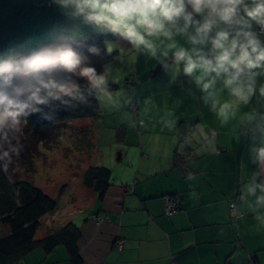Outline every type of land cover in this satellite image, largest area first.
<instances>
[{
	"label": "clouds",
	"instance_id": "9594fccd",
	"mask_svg": "<svg viewBox=\"0 0 264 264\" xmlns=\"http://www.w3.org/2000/svg\"><path fill=\"white\" fill-rule=\"evenodd\" d=\"M49 2L61 22L34 45L0 52V171L7 175L19 161L33 114L57 123L60 108L94 100L99 110L127 118L130 127H145L155 93L138 98V69L155 63L169 86L180 83L182 102L216 122L209 129L183 115L161 117L178 151L195 141V155H219L217 137L209 133L221 130L231 150L245 146L233 198L221 203L229 217L252 214L264 228V0ZM93 36L103 39L97 43ZM162 94L169 100V91ZM186 179L197 176L188 172Z\"/></svg>",
	"mask_w": 264,
	"mask_h": 264
},
{
	"label": "crops",
	"instance_id": "0c3cea01",
	"mask_svg": "<svg viewBox=\"0 0 264 264\" xmlns=\"http://www.w3.org/2000/svg\"><path fill=\"white\" fill-rule=\"evenodd\" d=\"M39 1L49 0H0V52L34 45L61 22L55 6L37 7ZM138 71V98L142 101L155 93L145 127H130L127 118L115 112L100 110L94 119V155L107 149L110 158L90 165L108 167L112 181L122 186V211L106 213L100 208L90 211L89 207L87 215H81L83 208H73H79L81 200L96 197L82 183L79 193L67 203V216L58 224L71 220L78 224L92 213L104 214L114 222L123 248L113 246L100 264H264V228L257 225L252 214L243 220L229 217L221 203L233 198L239 164L246 160L245 146L234 145L231 150L229 138L221 130L219 135L209 133L217 137L219 155H195L200 147L195 141V147L178 151L168 129L159 122L161 117L171 112L170 118L183 115L190 123L203 121L209 129H214L216 122L211 116L200 117L194 104L182 102L180 83L169 86L167 76L155 63H141ZM165 89L171 94L169 100L162 94ZM188 172L197 179L188 181ZM165 195H172L179 204V210L169 216L164 212ZM74 211L78 212L71 218ZM12 264L71 262L66 248L58 245L49 252L37 247Z\"/></svg>",
	"mask_w": 264,
	"mask_h": 264
},
{
	"label": "trees",
	"instance_id": "16d2710c",
	"mask_svg": "<svg viewBox=\"0 0 264 264\" xmlns=\"http://www.w3.org/2000/svg\"><path fill=\"white\" fill-rule=\"evenodd\" d=\"M92 39L99 43L103 37L93 36ZM99 114L97 102L93 100L87 106L60 108L56 113L57 123L33 114L28 117L26 124L42 140L51 130L66 122L95 119ZM81 138L87 147H93L86 132H83ZM29 157L28 148L24 147L19 161L9 169L8 174L0 171V264L17 262L37 247L49 252L58 245L66 248L71 264H100L118 240L117 225L114 222L107 219L96 221L89 217L79 224L72 220L47 224L40 236L37 235L40 233L42 218L57 209L58 202L28 178L12 176L16 167L21 171L31 169ZM82 183L96 194L102 211H122L124 191L121 185L112 181L108 167L89 165L83 172Z\"/></svg>",
	"mask_w": 264,
	"mask_h": 264
},
{
	"label": "rangeland",
	"instance_id": "374dc122",
	"mask_svg": "<svg viewBox=\"0 0 264 264\" xmlns=\"http://www.w3.org/2000/svg\"><path fill=\"white\" fill-rule=\"evenodd\" d=\"M94 128V119H74L51 130L49 135L47 134L40 140V137L34 135L31 128L27 124L25 125L21 143L28 148L31 169L21 171L16 167L12 176L18 179L28 178L46 195L58 202L57 209L42 218L38 236L43 232L45 225L58 224L61 217L67 216V211L70 208L67 203L79 193L78 189L82 187L84 170L90 164H103V160L110 158L107 149H105V153L100 152L101 157L100 153L95 157L93 147L89 148L85 142H82L81 136L83 132H86L87 137L94 143L96 138H94ZM38 145H42L44 151H38ZM104 156L106 158H103ZM36 160H39V163H36ZM68 194H70L69 197ZM92 204L96 206L91 208ZM77 205L79 208L73 209L83 208L80 214L85 216L89 207L90 211L100 208L96 197L81 200ZM77 212H72L71 218H74Z\"/></svg>",
	"mask_w": 264,
	"mask_h": 264
},
{
	"label": "built area",
	"instance_id": "2783aa9c",
	"mask_svg": "<svg viewBox=\"0 0 264 264\" xmlns=\"http://www.w3.org/2000/svg\"><path fill=\"white\" fill-rule=\"evenodd\" d=\"M37 6H49V1H39L36 3ZM164 202V212L167 216L174 214L179 210V204L178 201L172 196V195H165L163 197ZM90 218L96 220V221H102L106 219V215L99 214V213H92L89 216ZM116 249H122L123 248V242L120 240H117L116 244L114 245Z\"/></svg>",
	"mask_w": 264,
	"mask_h": 264
}]
</instances>
